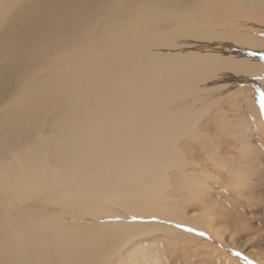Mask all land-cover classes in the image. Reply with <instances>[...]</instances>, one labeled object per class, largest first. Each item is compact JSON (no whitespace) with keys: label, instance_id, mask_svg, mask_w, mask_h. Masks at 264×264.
Instances as JSON below:
<instances>
[{"label":"bare ground","instance_id":"obj_1","mask_svg":"<svg viewBox=\"0 0 264 264\" xmlns=\"http://www.w3.org/2000/svg\"><path fill=\"white\" fill-rule=\"evenodd\" d=\"M250 31L264 32V0H0V264H140L131 239L179 230L145 215L218 237L202 204L213 177L178 142L231 165L198 123L244 84L264 94ZM59 201L95 203L102 223L41 216Z\"/></svg>","mask_w":264,"mask_h":264},{"label":"rangeland","instance_id":"obj_2","mask_svg":"<svg viewBox=\"0 0 264 264\" xmlns=\"http://www.w3.org/2000/svg\"><path fill=\"white\" fill-rule=\"evenodd\" d=\"M250 33L254 37L261 34L264 38V32ZM241 88L242 91L233 96L223 95L198 123L199 129L207 134L211 144L231 165L227 164L223 168L213 166L204 149L195 142L184 139L178 142L187 157L196 162L188 170L192 169L194 174L209 173L213 177L209 180L206 188L208 194L202 204L210 209L219 236L156 216H141L137 220L175 227L179 232L164 234L158 230L131 239L122 252L129 249L139 253L140 264H154L152 259L155 256L158 258L155 264H264V135L258 127L261 119L264 124V105L261 103L260 90H252L245 84ZM251 97L259 111L257 116L250 110ZM4 109L7 114L11 107L7 105ZM222 115L227 121V130L221 125ZM42 135L49 137L50 128H45ZM232 167L234 171H231ZM235 172L241 179L236 187L232 183V174ZM182 195L175 193L179 203L185 206V214L188 217L198 214L200 206L195 201V195L191 198ZM94 206L92 202L81 206L59 201L50 202L43 209L40 208L41 204L36 203L41 216L48 213L61 219L60 215H69L75 220L97 225L102 223L97 219L102 218V214H96ZM189 234L194 235V238L189 237ZM128 262L126 259V264ZM116 263L117 260L112 258L110 264Z\"/></svg>","mask_w":264,"mask_h":264},{"label":"snow or ice","instance_id":"obj_3","mask_svg":"<svg viewBox=\"0 0 264 264\" xmlns=\"http://www.w3.org/2000/svg\"><path fill=\"white\" fill-rule=\"evenodd\" d=\"M261 103L264 105V94L261 95Z\"/></svg>","mask_w":264,"mask_h":264}]
</instances>
